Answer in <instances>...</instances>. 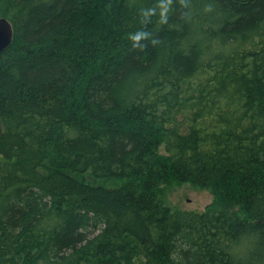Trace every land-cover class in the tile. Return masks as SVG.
<instances>
[{
  "label": "trees",
  "instance_id": "trees-1",
  "mask_svg": "<svg viewBox=\"0 0 264 264\" xmlns=\"http://www.w3.org/2000/svg\"><path fill=\"white\" fill-rule=\"evenodd\" d=\"M0 18V264H264V0ZM172 184L212 204L173 210Z\"/></svg>",
  "mask_w": 264,
  "mask_h": 264
},
{
  "label": "rangeland",
  "instance_id": "rangeland-1",
  "mask_svg": "<svg viewBox=\"0 0 264 264\" xmlns=\"http://www.w3.org/2000/svg\"><path fill=\"white\" fill-rule=\"evenodd\" d=\"M165 203L173 210L184 212H203L213 201L206 191H199L189 185H170L164 195Z\"/></svg>",
  "mask_w": 264,
  "mask_h": 264
},
{
  "label": "water",
  "instance_id": "water-1",
  "mask_svg": "<svg viewBox=\"0 0 264 264\" xmlns=\"http://www.w3.org/2000/svg\"><path fill=\"white\" fill-rule=\"evenodd\" d=\"M13 41L11 24L4 18H0V53L4 52Z\"/></svg>",
  "mask_w": 264,
  "mask_h": 264
}]
</instances>
